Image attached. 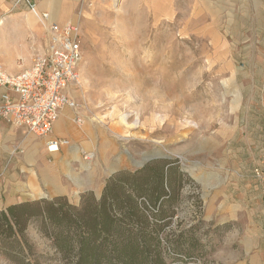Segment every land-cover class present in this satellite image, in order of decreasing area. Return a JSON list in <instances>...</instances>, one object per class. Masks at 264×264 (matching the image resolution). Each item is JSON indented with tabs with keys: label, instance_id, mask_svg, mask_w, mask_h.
<instances>
[{
	"label": "rangeland",
	"instance_id": "obj_1",
	"mask_svg": "<svg viewBox=\"0 0 264 264\" xmlns=\"http://www.w3.org/2000/svg\"><path fill=\"white\" fill-rule=\"evenodd\" d=\"M23 1L80 26L81 85L69 110L76 127L102 137L107 158L121 157L106 183L153 163L184 173L159 235L166 264H264V0ZM54 199L29 203L46 209ZM22 223L7 234L0 217V264H74L56 242L64 228ZM192 226L200 256L175 253L168 240Z\"/></svg>",
	"mask_w": 264,
	"mask_h": 264
},
{
	"label": "trees",
	"instance_id": "obj_2",
	"mask_svg": "<svg viewBox=\"0 0 264 264\" xmlns=\"http://www.w3.org/2000/svg\"><path fill=\"white\" fill-rule=\"evenodd\" d=\"M184 178L174 163H153L134 173L115 174L98 201L85 193L79 206L67 205L64 197L48 202L46 209L23 202L0 212V217L7 234L13 233V223L21 228L33 218L53 221L65 229L56 242L65 254L72 252L74 264H166L159 235L175 216ZM196 229L192 226L177 240L169 239L172 250L199 257Z\"/></svg>",
	"mask_w": 264,
	"mask_h": 264
},
{
	"label": "crops",
	"instance_id": "obj_3",
	"mask_svg": "<svg viewBox=\"0 0 264 264\" xmlns=\"http://www.w3.org/2000/svg\"><path fill=\"white\" fill-rule=\"evenodd\" d=\"M22 1H0V66L11 76L30 69L34 56L49 44L48 27L44 25V31L43 27L33 25L29 18L36 14L28 9L25 1L19 7ZM46 8L49 11L53 6ZM38 13H42V8ZM48 13L51 16L50 11ZM51 20L57 23L52 16ZM27 21L31 22V27ZM43 33L46 38L42 40ZM65 92L71 99L75 93L72 87ZM3 95L16 97L9 86L0 83V103ZM72 116L69 109L61 111L53 135L71 142L53 153L47 150L46 139L0 119V209L41 199L66 196L80 200L87 192L102 193L106 180L115 172L111 165L114 161L120 162L121 157L107 158L102 137L89 125L76 127ZM86 153L93 154L92 161L87 159Z\"/></svg>",
	"mask_w": 264,
	"mask_h": 264
},
{
	"label": "built area",
	"instance_id": "obj_4",
	"mask_svg": "<svg viewBox=\"0 0 264 264\" xmlns=\"http://www.w3.org/2000/svg\"><path fill=\"white\" fill-rule=\"evenodd\" d=\"M27 2L28 9L48 27L49 44L34 56L32 67L20 74L6 75L0 66V83L16 95L2 96L0 119L46 139L47 150L53 153L70 145L69 140L56 138L53 133L63 109L77 110V103L65 90L81 85V29L73 23L61 26L51 20L49 13L40 14L35 5Z\"/></svg>",
	"mask_w": 264,
	"mask_h": 264
},
{
	"label": "bare ground",
	"instance_id": "obj_5",
	"mask_svg": "<svg viewBox=\"0 0 264 264\" xmlns=\"http://www.w3.org/2000/svg\"><path fill=\"white\" fill-rule=\"evenodd\" d=\"M49 11H50L51 16L53 17V19L57 20L58 15H59L58 10L50 8ZM37 15H31L30 18H29L30 19L29 21H31L33 23V25H35V26H36L37 22H40V19H41L40 16L39 15L37 16ZM31 22H30V24H31Z\"/></svg>",
	"mask_w": 264,
	"mask_h": 264
},
{
	"label": "water",
	"instance_id": "obj_6",
	"mask_svg": "<svg viewBox=\"0 0 264 264\" xmlns=\"http://www.w3.org/2000/svg\"><path fill=\"white\" fill-rule=\"evenodd\" d=\"M159 157H161V156L157 155V156H153V157H151V158H148L147 160H145V161L141 164V166H144L148 161H150V160H152V159H154V158H159Z\"/></svg>",
	"mask_w": 264,
	"mask_h": 264
}]
</instances>
